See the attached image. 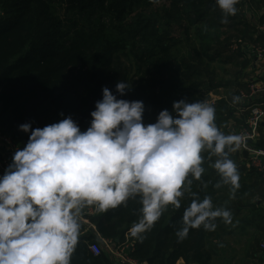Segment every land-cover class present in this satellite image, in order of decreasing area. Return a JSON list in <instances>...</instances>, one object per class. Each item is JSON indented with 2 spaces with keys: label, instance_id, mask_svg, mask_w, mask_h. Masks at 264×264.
<instances>
[{
  "label": "trees",
  "instance_id": "trees-1",
  "mask_svg": "<svg viewBox=\"0 0 264 264\" xmlns=\"http://www.w3.org/2000/svg\"><path fill=\"white\" fill-rule=\"evenodd\" d=\"M216 8L215 0H0V133L22 148L29 138L18 130L24 123L43 128L71 116L84 131L102 89L116 95L118 81L131 88L119 99L144 103L145 124L155 123L162 110L171 112L174 101L195 102L200 100L197 92L206 97L221 89L209 64L228 48L232 52L235 42L229 36L228 42L222 40L220 30L228 22L221 23L223 14ZM225 116L229 109L221 103L215 123L227 135ZM202 155L200 180L189 175L180 208L169 205L143 239L130 233L142 216L139 198L104 213L86 207L83 213L93 214L82 216L71 264H117L104 252L94 256L89 251L99 239L87 224L102 240L132 244L127 256L139 264L208 263L211 240L220 239L227 223L217 218L214 231L201 226L180 240L176 233L183 227L185 209L193 199L208 196L214 209L230 211L257 184L239 180L234 193L227 185L217 188L221 179L210 166L216 157ZM230 158L237 159L235 152Z\"/></svg>",
  "mask_w": 264,
  "mask_h": 264
},
{
  "label": "clouds",
  "instance_id": "clouds-1",
  "mask_svg": "<svg viewBox=\"0 0 264 264\" xmlns=\"http://www.w3.org/2000/svg\"><path fill=\"white\" fill-rule=\"evenodd\" d=\"M215 3L223 13L221 23H227L240 0ZM130 89L121 81L116 95L103 88L84 131L71 116L43 128L19 126L28 141L15 149L0 176V264H71L83 210L104 213L130 199L139 198L142 205L130 233L143 239L169 205L180 208L189 175L200 180L204 152L216 157L210 165L221 179L216 187L230 186L233 193L239 188L230 154L241 137L219 130L214 107L181 99L171 112L162 110L155 123L145 124L142 101L118 98ZM217 218L231 223V213L214 209L211 197L193 199L176 235L183 240L201 226L214 231Z\"/></svg>",
  "mask_w": 264,
  "mask_h": 264
},
{
  "label": "crops",
  "instance_id": "crops-1",
  "mask_svg": "<svg viewBox=\"0 0 264 264\" xmlns=\"http://www.w3.org/2000/svg\"><path fill=\"white\" fill-rule=\"evenodd\" d=\"M235 16L228 17L230 40L239 43L238 57L242 62L241 78L235 87V99L225 101L229 116L223 122L227 135L235 134L245 127L250 107L264 102V96L254 98L247 103L239 100L238 93L246 90V82L250 79L264 81V36L257 27L264 20V0H240L236 5ZM229 36V35H228ZM256 51H261L258 58ZM238 79V78H237ZM237 94V95H236ZM251 148H264V121L259 125L256 136L249 142ZM240 179L247 184H257L250 196L241 198L236 208L230 210L231 223L223 228L211 240L209 248L212 258L205 264H264V186L261 178L253 171L245 168L246 153L235 152ZM10 154L0 142V158L9 160ZM7 158V159H6ZM233 203V202H232ZM236 203V202H235ZM196 264V263H195Z\"/></svg>",
  "mask_w": 264,
  "mask_h": 264
},
{
  "label": "built area",
  "instance_id": "built-area-1",
  "mask_svg": "<svg viewBox=\"0 0 264 264\" xmlns=\"http://www.w3.org/2000/svg\"><path fill=\"white\" fill-rule=\"evenodd\" d=\"M257 30L264 36V21L259 24ZM231 51L237 53L239 51V43L235 42L230 47ZM258 58H261L262 52L256 51ZM246 90L238 93V98L241 102L247 103L248 101L264 96V81L258 79H250L246 82ZM264 121V102L259 105H254L249 109V115L245 122V127L240 131H237L233 135H238L241 137L240 146L236 152L246 153V159L244 166L250 171L255 172L262 180L264 186V148H251L249 142L253 140L256 136L257 129L259 125ZM0 142L2 143L5 150L10 154L9 160H2L0 162V168H3V174L7 166L12 162V155L16 147L12 144L11 139L0 133ZM7 159V158H6ZM83 214L92 215L93 211L87 210ZM80 222H83L82 217ZM87 230L93 233L98 239V244H91L89 246V251L94 255L98 256L101 253L107 254L113 262L117 264H139L130 258H128L127 253L132 249V244L125 242L124 245H116L112 241H105L97 236V233L93 226L87 224ZM264 249V245H261Z\"/></svg>",
  "mask_w": 264,
  "mask_h": 264
},
{
  "label": "rangeland",
  "instance_id": "rangeland-1",
  "mask_svg": "<svg viewBox=\"0 0 264 264\" xmlns=\"http://www.w3.org/2000/svg\"><path fill=\"white\" fill-rule=\"evenodd\" d=\"M216 9L218 10L219 13H222L220 11V9H218V8H216ZM202 27H204V26H202ZM220 31L225 33V35H223V37H222L223 38L222 40L223 41L225 40L226 42H228V40H226V38H228V35L230 37V33H229V30L227 29V27L225 26ZM215 49H217V48H215ZM215 49L212 48V51L213 52L214 51H221L219 49H217V50H215ZM228 60H231L232 62L228 63L227 62ZM209 65H210L209 67L212 70V72H215L217 83L221 84L222 88L209 93L206 97H203L201 92H197L196 97H199L200 100H202V101L206 102L207 104H209L210 106L214 107L215 114H216L219 104L225 103V101L231 102V100L233 99L234 94L236 92L235 87L239 85L238 81L241 78L242 62H241V59L236 57L235 54L233 55V53L230 52V50L228 48L227 53H223L221 58H219L218 61H216L215 63L209 64ZM2 170H3V168H0V176L3 175ZM230 203H232V201L228 200V204H230Z\"/></svg>",
  "mask_w": 264,
  "mask_h": 264
}]
</instances>
